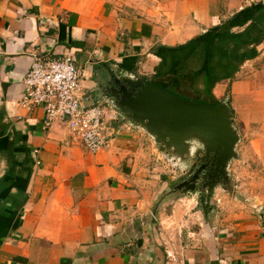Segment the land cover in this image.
I'll return each instance as SVG.
<instances>
[{"label":"crops","instance_id":"0c3cea01","mask_svg":"<svg viewBox=\"0 0 264 264\" xmlns=\"http://www.w3.org/2000/svg\"><path fill=\"white\" fill-rule=\"evenodd\" d=\"M63 48L89 97L96 73L115 68L227 102L252 131L247 204L222 196L192 223L169 195L160 223L158 172L171 162L145 131L120 120L90 154L66 126L44 130L42 110L18 106L23 80ZM257 172L264 181V0H0V264H264Z\"/></svg>","mask_w":264,"mask_h":264},{"label":"water","instance_id":"95a60500","mask_svg":"<svg viewBox=\"0 0 264 264\" xmlns=\"http://www.w3.org/2000/svg\"><path fill=\"white\" fill-rule=\"evenodd\" d=\"M96 76L99 80L112 76L119 90L105 102L116 110L120 120L145 131L171 164L183 169L213 160L216 170L229 181V167L239 157L241 137L227 102L209 105L186 100L115 68L98 71ZM209 207H203L204 214Z\"/></svg>","mask_w":264,"mask_h":264},{"label":"built area","instance_id":"2783aa9c","mask_svg":"<svg viewBox=\"0 0 264 264\" xmlns=\"http://www.w3.org/2000/svg\"><path fill=\"white\" fill-rule=\"evenodd\" d=\"M83 80L84 72L71 49L63 48L55 57L37 56L23 80L18 106L29 113L42 110L44 130L62 124L75 142L97 154L109 146L113 126L120 119L109 104L88 96Z\"/></svg>","mask_w":264,"mask_h":264},{"label":"rangeland","instance_id":"374dc122","mask_svg":"<svg viewBox=\"0 0 264 264\" xmlns=\"http://www.w3.org/2000/svg\"><path fill=\"white\" fill-rule=\"evenodd\" d=\"M87 80V79H86ZM169 93L178 96V94H176L175 91H171V90H167ZM90 91L88 90V93ZM181 97V96H178ZM183 99L186 100H190V101H194V102H199V103H203L202 101L195 99V98H185V97H181ZM208 100L205 96L202 98ZM213 99H210V101H212ZM235 117V114H234ZM235 127L237 128V130L239 131L241 140L240 143L238 144L237 147V152L239 154V157L235 160L232 161V163L230 164L229 167V181L222 183L220 186H217V190L215 192L214 195V206L215 208L218 206L219 201L222 196H225L226 199H228V202L230 204L232 203H237L239 202L241 203H245L246 199L248 198L249 192H250V188L252 187L251 182L253 181L252 178L250 177L251 173L253 174V163L252 161L248 162V142L249 139L252 137V131H244V130H240L237 125H236V120H235ZM158 152H160V150L158 149ZM161 153V152H160ZM178 169L181 170L178 166H174L173 164H169L167 163V161H161L160 163V171L158 172V177H159V182H160V186H159V190L161 192V195L159 197L157 206H156V210L159 214L158 219L159 222L161 223L162 221L168 219L169 214L168 212H166L163 208H159L162 202H165L166 200L168 201V198L165 199L166 196L171 197V200H173L175 203L178 204V209L181 211V213H189V215L187 216V219L190 220V222H199L200 220H203L204 217L203 215H199V217H194L191 218V210L197 208V203H196V199H190L188 197L185 198H181L180 194H168L167 190L168 187L171 183V181L173 180V176H175L174 174V170ZM258 173V172H257ZM261 175V176H260ZM257 180L261 181V184L264 183L263 179H261V177H263L262 174L258 173ZM223 188H226V190H224ZM182 199V200H181ZM238 203V204H239ZM167 208V207H165ZM168 226L173 225V223H171V221L169 220V222H167ZM175 225V224H174ZM173 225V226H174ZM175 227H171V228H167L165 230L170 231L173 230L174 234H177L178 230L174 229Z\"/></svg>","mask_w":264,"mask_h":264},{"label":"flooded vegetation","instance_id":"af4514ba","mask_svg":"<svg viewBox=\"0 0 264 264\" xmlns=\"http://www.w3.org/2000/svg\"><path fill=\"white\" fill-rule=\"evenodd\" d=\"M114 81L112 76H107L105 80H98L94 99L102 102L111 100L112 95L119 90V86ZM213 163L212 160L210 163H200L196 167H187L181 170L173 168L175 176L167 190L168 194H180L181 198L196 199V209L202 211L203 215H205L203 207L209 204L206 218H209L216 209L213 200L217 186L226 182L220 173L221 170H216Z\"/></svg>","mask_w":264,"mask_h":264},{"label":"trees","instance_id":"16d2710c","mask_svg":"<svg viewBox=\"0 0 264 264\" xmlns=\"http://www.w3.org/2000/svg\"><path fill=\"white\" fill-rule=\"evenodd\" d=\"M220 103H221V102H219V101L213 99L212 101H209V102H207V103H205V104H209V105H219Z\"/></svg>","mask_w":264,"mask_h":264}]
</instances>
